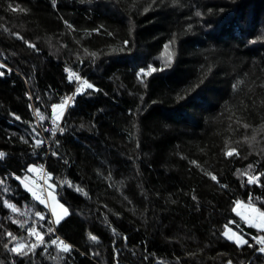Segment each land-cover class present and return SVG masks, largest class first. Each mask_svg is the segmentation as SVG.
Instances as JSON below:
<instances>
[{
    "label": "trees",
    "instance_id": "obj_1",
    "mask_svg": "<svg viewBox=\"0 0 264 264\" xmlns=\"http://www.w3.org/2000/svg\"><path fill=\"white\" fill-rule=\"evenodd\" d=\"M166 52L172 65L142 83L136 72L161 68ZM65 67L94 89L73 96ZM66 96L64 132L45 131ZM0 152L3 264H264L221 235L258 247L233 208L264 211V187L244 175L264 173V0H0ZM30 163L70 208L53 224L67 255L3 247L6 232L28 239L35 211L50 235L48 210L15 179Z\"/></svg>",
    "mask_w": 264,
    "mask_h": 264
},
{
    "label": "snow or ice",
    "instance_id": "obj_2",
    "mask_svg": "<svg viewBox=\"0 0 264 264\" xmlns=\"http://www.w3.org/2000/svg\"><path fill=\"white\" fill-rule=\"evenodd\" d=\"M161 3H163V0H160ZM53 5H55L56 0H52ZM11 8V5H9ZM145 12L148 11V8L144 9ZM209 13L212 12V9H208ZM196 17H201L202 13L200 11H197L195 13ZM67 23V22H66ZM68 27H71V25H68ZM188 28L191 29L192 25L189 24ZM98 31V29H96ZM111 35V33H109ZM176 33H173V39H171L168 43H165L163 45V48L165 50L169 49L170 44L176 43ZM26 44L28 41H24ZM125 45L128 44V41L125 40L123 42ZM30 48H35L34 45L29 44ZM120 51H123L121 48ZM92 57H95L96 53L93 52L90 54ZM173 63V55L171 52H166V58L162 61V67L157 68L152 63H149L147 67H141L136 72V77L138 79H141L142 77H148L153 73L164 71L165 69H168ZM64 72L68 74L67 79L69 83L73 81V78L76 81V87L73 93V96L80 95V94H86V89H94V85L90 83L87 79H83L80 75L76 74L73 71H70L69 68L65 67ZM141 82L143 83V80L141 79ZM203 83V81H201ZM27 95V93H26ZM72 96H66L61 97L60 103H52L50 105L51 107V125L52 127L50 129H45V131H50L53 134H55L57 131L64 132V129L59 126L60 121L62 120V117L65 113V110L68 106L69 100H71ZM183 99V97H181ZM39 115V113H38ZM16 119H20L19 116L16 117ZM40 120H44L45 117L40 115ZM81 128L84 127L83 124L80 125ZM50 139V138H49ZM27 143V141H25ZM43 143L42 140L37 139L35 140V143L33 145L34 148H39L41 144ZM53 155H56L55 152L52 153ZM234 154L238 155L237 150L235 148L230 149L229 151L224 153L225 157H231ZM4 153L0 152V158L4 157ZM195 163V161H193ZM252 165H248V169H252ZM26 173L30 174H37L39 175L35 176V180L39 181L43 179V184L37 188L36 183L30 181L27 176L25 177H19L16 176L15 179L19 182V184L28 192L30 193L33 200L37 201L40 205H43L44 208L49 209L50 216L53 218V221H50L47 226V233L50 234L49 238L46 240L45 236L42 234L43 230H38V224L40 221H45L48 218L44 215L41 211H35V216L38 218V220L33 221L32 224L27 227V236L28 239L24 240L23 238H18L16 235H14L12 232H6L5 236L7 237L8 242L3 244L4 249L6 252H10L14 257L20 256V257H29L30 254L34 253L39 249L40 247L47 248L49 245L55 246L58 253H63L65 255L69 254L71 251H73V247L70 243L65 242L63 239H61L58 235H55V233L58 231V228L53 227V222L55 225H60L62 220L70 215V208L65 206L64 203L57 200V196L53 194V184L49 183V179L51 174L46 172L44 170L43 165H35V164H27ZM239 171V170H237ZM211 175V173H209ZM247 179L248 184H259L261 187H264V183H261V178L264 177V173H261L259 171H255L251 174L245 173L244 174ZM211 179L213 181L217 180V177L215 175H211ZM221 187H224V185H221ZM45 190H47V194L45 195ZM193 199H196L195 196H193ZM237 205L240 204V201L235 202ZM4 206L11 209L13 212L17 211L16 205L9 202L7 199L4 200ZM250 209V219H251V227H254L258 229V234L252 237V240L255 242V245H258V247H253V244L249 243V241L245 240L241 236H227L226 233H221V235H224L227 237V240L232 242L234 240V243L239 246H248L249 248H252L253 252H258L262 255H264V211H262L259 208L253 207L251 204L249 205ZM233 211H236L235 208H233ZM13 223H16L15 220H13ZM28 221H22L20 223V227L24 228L25 224H27ZM54 236V238H53ZM92 240H96L97 237L95 235L91 236ZM11 245V246H10ZM0 264H3L2 261H0ZM66 264V262H65ZM229 264H231V261H229Z\"/></svg>",
    "mask_w": 264,
    "mask_h": 264
},
{
    "label": "rangeland",
    "instance_id": "obj_3",
    "mask_svg": "<svg viewBox=\"0 0 264 264\" xmlns=\"http://www.w3.org/2000/svg\"><path fill=\"white\" fill-rule=\"evenodd\" d=\"M68 105H69V102H68ZM66 111V110H65ZM63 118V117H62ZM38 122H40V120L38 119ZM61 122V121H60ZM29 176V178L31 179V180H33V178H31V177H33L34 176V174H30V175H28ZM55 187H54V185H53V189H52V192H53V194L54 195H56L57 196V193L55 192ZM46 194H47V190H46ZM57 200L58 201H60L59 200V198H58V196H57ZM61 202V201H60ZM66 206V205H65ZM235 209H236V211H234L236 214H237V216L239 217V218H241L242 220H243V222L245 223V225H247V226H250L251 225V219H250V209H249V206L248 205H244V204H236V206H235ZM48 210V212H49V214H50V211H49V209H47ZM51 217V216H50ZM51 221H53V218L51 217ZM53 224H54V222H53ZM251 227V226H250ZM254 228V227H253ZM256 229V228H255ZM258 230V229H257ZM226 234H227V236H236V235H238V236H241V237H243L241 234H239V233H237V232H235V231H233V230H231V229H227L226 230V232H225ZM226 237V236H225ZM227 238V237H226ZM244 238V237H243ZM245 239V238H244ZM232 242H234V240L232 241Z\"/></svg>",
    "mask_w": 264,
    "mask_h": 264
},
{
    "label": "built area",
    "instance_id": "obj_4",
    "mask_svg": "<svg viewBox=\"0 0 264 264\" xmlns=\"http://www.w3.org/2000/svg\"><path fill=\"white\" fill-rule=\"evenodd\" d=\"M71 100H69V103H70ZM45 170V169H44ZM36 175H39V173L35 174ZM35 183H36V187L39 188L42 184H43V179L39 180V181H36L35 180ZM45 195H46V190H45Z\"/></svg>",
    "mask_w": 264,
    "mask_h": 264
},
{
    "label": "crops",
    "instance_id": "obj_5",
    "mask_svg": "<svg viewBox=\"0 0 264 264\" xmlns=\"http://www.w3.org/2000/svg\"><path fill=\"white\" fill-rule=\"evenodd\" d=\"M30 181H32L30 178H29Z\"/></svg>",
    "mask_w": 264,
    "mask_h": 264
}]
</instances>
